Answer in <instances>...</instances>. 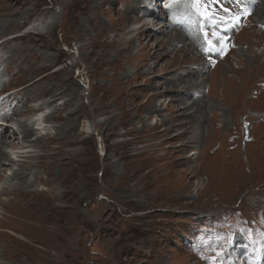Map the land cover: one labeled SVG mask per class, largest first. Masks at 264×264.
Returning <instances> with one entry per match:
<instances>
[{
	"label": "rangeland",
	"instance_id": "1",
	"mask_svg": "<svg viewBox=\"0 0 264 264\" xmlns=\"http://www.w3.org/2000/svg\"><path fill=\"white\" fill-rule=\"evenodd\" d=\"M135 1L0 0V122H11L0 123V138L31 143L35 166L26 171L41 177L19 182L13 172L22 163L0 160V264H264V1L261 16L240 0H138L143 10L133 11ZM150 15L159 32L138 34L133 23ZM194 28H206L214 48ZM176 70L184 73L169 75ZM154 91L173 97L177 107L165 112L175 121L194 120L189 100L200 105L196 123L172 132L167 123L148 125L142 114H155ZM45 105L49 133L35 127L25 137L23 126ZM201 135L216 160L241 172L207 160L203 174L188 160ZM235 210L244 219L234 238L231 225L197 215L186 217L193 231L204 228L196 251L183 234L173 237V211L219 220Z\"/></svg>",
	"mask_w": 264,
	"mask_h": 264
},
{
	"label": "bare ground",
	"instance_id": "2",
	"mask_svg": "<svg viewBox=\"0 0 264 264\" xmlns=\"http://www.w3.org/2000/svg\"><path fill=\"white\" fill-rule=\"evenodd\" d=\"M158 1H161V0H158ZM184 1H186V0H184ZM189 1V0H188ZM264 0H260L259 2H257L258 3V5H257V8H258V10L257 11H259L260 9H259V4L261 3V2H263ZM180 4H183V2L181 3V1H180ZM189 7V6H188ZM132 9H133V11H140V10H143L142 9V4L140 3V1H135L134 2V5L132 6ZM131 9V10H132ZM171 9V8H170ZM190 11V10H189ZM185 13V12H184ZM186 15V14H185ZM262 18H264V13H263V15H262ZM52 21V20H51ZM196 22H198V21H196ZM47 23V22H46ZM43 24V23H42ZM45 24V23H44ZM171 27H174L175 26V24L174 23H172L171 25H170ZM170 28V27H169ZM198 28V27H197ZM196 28V29H197ZM199 30V29H198ZM199 33V32H198ZM204 33H206L205 31L203 32V34ZM200 34H202V33H200ZM199 34V35H200ZM181 34H179V36H180ZM194 35L196 36L197 34L196 33H194ZM194 36V38L196 39L195 41H197V38L196 37H198V36H196L195 37ZM181 37V36H180ZM179 37V38H180ZM200 37V36H199ZM199 39V38H198ZM182 40V39H181ZM196 44H198L197 42H196ZM189 45V44H188ZM193 46H195V45H193ZM188 47V46H187ZM186 49V48H185ZM192 76V75H191ZM192 78H193V80H197V78H196V76L193 74V76H192ZM189 82V81H188ZM201 82V81H200ZM184 83H186V81H180L179 82V84L178 85H176V87H177V89L178 88H180V86H182V85H184ZM192 84V83H191ZM195 84H197V82L196 83H194L193 85H195ZM199 87V86H198ZM189 87H187L186 89H188ZM186 92L188 91V90H185ZM181 94V93H180ZM199 95V94H198ZM66 104H70V103H68V102H65V105ZM158 105V104H157ZM54 115H52V117H53ZM2 119V118H1ZM4 120V119H3ZM4 121H6V120H4ZM36 121H38V120H36ZM39 125H40V123H38ZM9 125V124H8ZM8 125L7 126H4L3 128L4 129H6L7 127H8ZM18 125V124H17ZM68 126H70V124L68 125ZM93 126V125H92ZM23 127H25L24 129H23V132H24V135H25V137H29L30 135H32L33 134V132L35 131V128H33V127H30V126H28V125H24ZM2 128V129H3ZM20 128V127H19ZM67 128V127H66ZM38 129V128H37ZM95 128H93V130H94ZM74 130H76L75 128H74V126L73 125H71L70 126V128L68 129V131H70V133L71 132H73ZM1 131V130H0ZM12 131H14V129L12 130ZM4 134H5V131H4ZM14 134H16V133H14ZM5 136V135H4ZM6 137V136H5ZM13 137V136H12ZM43 137V136H42ZM42 139V138H41ZM40 140V139H39ZM27 141H29V140H27ZM16 142V141H15ZM9 143L8 141H7V139H5L4 137H2V138H0V160H2L3 158H8V159H10L11 161H14V159L13 158H11V156L5 151V150H3V146L4 145H6V146H10V145H13V146H19V142H16V143ZM36 143V142H35ZM40 143V142H39ZM35 153V152H34ZM34 155H36V154H33V152H28L27 153V155H25V154H23V156L22 157H20L21 159H20V162L22 163V168L20 169V170H17L16 172H14V177L19 181V182H24V183H26V184H30V185H33V184H35V182H36V180H41V177H40V173L39 172H34V177H35V179L33 178V176H31L30 174H28L27 173V169H32L35 165L33 164H31V161H29V159L30 158H32ZM2 165H0V167H1ZM3 167V166H2ZM53 174V173H52ZM43 183V182H42ZM9 188V187H8ZM3 191H5L4 189H3ZM9 191V190H8ZM6 192H7V190H6ZM259 198V197H258Z\"/></svg>",
	"mask_w": 264,
	"mask_h": 264
},
{
	"label": "snow or ice",
	"instance_id": "3",
	"mask_svg": "<svg viewBox=\"0 0 264 264\" xmlns=\"http://www.w3.org/2000/svg\"><path fill=\"white\" fill-rule=\"evenodd\" d=\"M193 7L199 8V7H201V5L198 2H194L193 3ZM204 19H206L209 23H213L214 22L213 14H211L207 10L204 12ZM211 36L212 37H215L216 34L215 33H212ZM204 37H205L206 43L208 44V48L209 49L214 48L215 45L213 43V40L212 39H209V34L208 33H204Z\"/></svg>",
	"mask_w": 264,
	"mask_h": 264
},
{
	"label": "clouds",
	"instance_id": "4",
	"mask_svg": "<svg viewBox=\"0 0 264 264\" xmlns=\"http://www.w3.org/2000/svg\"><path fill=\"white\" fill-rule=\"evenodd\" d=\"M65 43H66V42H65ZM66 44H67V43H66ZM67 45H68V44H67ZM133 85H135V83H134ZM142 117H143L144 120L148 123L149 115L147 114V115H146V118H145V116H143V114H142ZM141 120H142V119H140V121H141ZM167 122H168V124H170V125L173 126L171 132L174 131V130H176V129H177V126H180V125L182 124L181 121H175L174 118H172L171 120H169V121H167ZM149 124L158 125V122H153V121H151V122L148 123V125H149ZM185 124H188V123H183V125H185ZM176 134H177V133H174L173 135H176Z\"/></svg>",
	"mask_w": 264,
	"mask_h": 264
},
{
	"label": "trees",
	"instance_id": "5",
	"mask_svg": "<svg viewBox=\"0 0 264 264\" xmlns=\"http://www.w3.org/2000/svg\"><path fill=\"white\" fill-rule=\"evenodd\" d=\"M66 42V41H65ZM69 46L71 45L69 42H66ZM72 46V45H71ZM70 46V47H71ZM63 49V48H62ZM65 50V49H64ZM63 61V58L61 59V60H59V62H62ZM32 196H34V195H32ZM22 207H21V205L19 206V210L21 209ZM23 211V210H22ZM14 216H16V214L14 213V212H12L11 214H10V218H13ZM134 228V227H133ZM134 230H135V228H134ZM136 231V230H135ZM19 233V232H18ZM4 236H5V238H6V240H12L13 238H14V236H12V234H9V233H7V232H3L2 233ZM20 234V233H19ZM126 235V237L127 238H131V236H129L127 233L125 234ZM138 237L139 238H141V237H144V234H140V235H138Z\"/></svg>",
	"mask_w": 264,
	"mask_h": 264
},
{
	"label": "water",
	"instance_id": "6",
	"mask_svg": "<svg viewBox=\"0 0 264 264\" xmlns=\"http://www.w3.org/2000/svg\"><path fill=\"white\" fill-rule=\"evenodd\" d=\"M62 44H63V47H64L66 50H68V51L70 50V51H71V49L68 48V46H67L64 42H62ZM83 70H84V68L81 67V68H78V69H77V72L81 75L82 72H83ZM94 131H95V135L97 136V142H99V150H100V152L103 154V148H102V146H101V136L99 135L97 129H94Z\"/></svg>",
	"mask_w": 264,
	"mask_h": 264
}]
</instances>
